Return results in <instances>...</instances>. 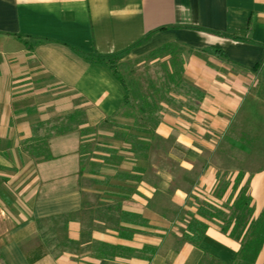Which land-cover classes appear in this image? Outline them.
I'll list each match as a JSON object with an SVG mask.
<instances>
[{
	"label": "crops",
	"instance_id": "crops-1",
	"mask_svg": "<svg viewBox=\"0 0 264 264\" xmlns=\"http://www.w3.org/2000/svg\"><path fill=\"white\" fill-rule=\"evenodd\" d=\"M101 57L161 63L159 80L164 64L184 62L189 88L172 86L138 155L113 140L110 125L136 117ZM78 110L85 125L36 133ZM85 127L129 151L117 169L90 160L89 189ZM36 136L50 159L24 150ZM253 155L264 159V0H0V264H234L240 241L199 208L231 207L249 183L260 218L264 165L245 167ZM136 168L137 183L115 178Z\"/></svg>",
	"mask_w": 264,
	"mask_h": 264
},
{
	"label": "trees",
	"instance_id": "trees-1",
	"mask_svg": "<svg viewBox=\"0 0 264 264\" xmlns=\"http://www.w3.org/2000/svg\"><path fill=\"white\" fill-rule=\"evenodd\" d=\"M164 51H168V53L174 57L179 54L178 50L173 47H167ZM96 60L97 62L107 64L115 77L121 82L126 93L123 110H131L133 116L136 117L133 126L111 124L110 127L115 128L113 140L122 143L124 146H130L131 153L138 155L139 152H144L150 147L147 142V136L153 133L154 127L158 124L156 114L161 110L160 103L169 100L168 97L173 91L172 86L176 88H189V84L184 77V62H180L178 58L172 59V61H170L172 71L169 69L168 63L164 64V75L161 80H148L145 87H140L136 82L129 81L120 72L118 57H101ZM190 89H192L199 100L203 98V94L200 91L193 87ZM137 100L140 101L139 104H135ZM84 118L85 113L78 110L73 116L61 120L63 127L58 130L57 133L61 134L66 132V128L71 126L72 122H75L77 126L85 125L86 121ZM67 123L70 124L65 126ZM43 128L45 129V124H39L35 129L36 133ZM81 133V155L83 164L86 158L85 156L89 154V152L86 151V147L91 145L90 143L94 140L91 136L94 134L97 135L98 129L85 127L81 130ZM98 143L101 144L100 142ZM104 146L106 156L103 157L104 164L102 168L117 169L126 161V157L124 155L121 156L120 152L129 151L117 149L112 143H106ZM23 147L24 150L28 151L35 159L47 160L51 157L48 150L47 137L44 139L36 136L26 141ZM142 171V169L136 168V176L118 173L115 178L120 180L124 179L125 181L131 180L137 183L141 180L139 174ZM241 176L240 178H242ZM108 179H110V177ZM124 189L129 193L133 192V189H127L126 187ZM226 212H228V214H226ZM199 214L202 216L206 215L210 220L216 219L220 221L224 224V226H222V231L226 234L229 233L231 238L240 241L242 247L234 264H257L259 255L264 247V211L260 218L255 219L253 198L250 193L249 183L241 189L237 200L231 207L227 206L224 209H218L205 203L200 206ZM195 223L196 221L190 225L191 230L194 228ZM230 228H232L231 231ZM190 240L195 242L194 238H190Z\"/></svg>",
	"mask_w": 264,
	"mask_h": 264
},
{
	"label": "rangeland",
	"instance_id": "rangeland-1",
	"mask_svg": "<svg viewBox=\"0 0 264 264\" xmlns=\"http://www.w3.org/2000/svg\"><path fill=\"white\" fill-rule=\"evenodd\" d=\"M162 64L158 63V64H153L150 65V63L144 62L140 65H138L136 62H127V63H122L120 65H118L120 72L124 75L125 78H127L129 81H134L136 82L140 87H145V85L147 84L148 80H153V81H157L160 79V76L162 74ZM131 111V110H130ZM70 123H67L65 126H68ZM72 125L75 124V122L71 123ZM63 123L62 122H55L53 124L47 125L45 126V129L47 130V133H45V135L47 134H52V133H57L58 130L62 129ZM71 125V126H72ZM107 127H109V125H107ZM65 128V127H64ZM44 134V133H43ZM38 138H44L45 137H39ZM93 140V142H89L91 145H88L86 147V151L89 152V154L87 156H85V160H84V170H83V174H84V180L82 182V185L86 188H90L91 187V181L89 179V173H96L99 170V164L96 163V165H90V160L93 159H99L103 160L102 157L106 156V153L104 152V142H100L99 138H98V134H94L93 136H91ZM251 140H249L248 138L242 139L241 138V142H243L244 145L249 146ZM98 142H100L101 144H99ZM34 144V143H33ZM100 155H99V154ZM258 156L253 155L250 158H246V165L245 167H251L252 172L257 171L260 167H262L264 165V159H260L257 158ZM264 157V156H262ZM238 159V157H237ZM241 159L243 160V157H241ZM238 161H240V159H238ZM238 163V162H237ZM242 162H239V164Z\"/></svg>",
	"mask_w": 264,
	"mask_h": 264
}]
</instances>
